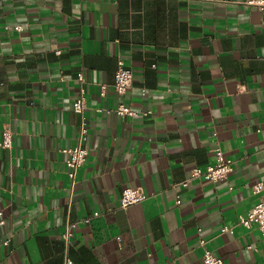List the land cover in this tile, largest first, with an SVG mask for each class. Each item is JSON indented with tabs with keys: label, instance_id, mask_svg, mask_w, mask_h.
<instances>
[{
	"label": "crops",
	"instance_id": "obj_1",
	"mask_svg": "<svg viewBox=\"0 0 264 264\" xmlns=\"http://www.w3.org/2000/svg\"><path fill=\"white\" fill-rule=\"evenodd\" d=\"M118 57L134 71L123 95ZM119 104L138 114L118 115ZM4 129L0 264H204L201 238L223 264H264L261 232L239 220L264 181V9L0 0V139ZM79 144L89 154L72 179L61 149ZM217 146L233 161L228 176L183 186ZM127 186L147 197L124 209Z\"/></svg>",
	"mask_w": 264,
	"mask_h": 264
},
{
	"label": "built area",
	"instance_id": "obj_2",
	"mask_svg": "<svg viewBox=\"0 0 264 264\" xmlns=\"http://www.w3.org/2000/svg\"><path fill=\"white\" fill-rule=\"evenodd\" d=\"M238 3L247 6L258 7L264 9V0H237ZM22 25H16L15 29L22 30ZM57 53H61L60 50ZM134 78V71L132 67L128 64L127 60L123 57H118L117 67L115 70V81L113 83L114 89L120 95L125 94L131 87ZM102 93H105L106 84H102ZM86 108V97L85 90L81 88L79 96L75 99L73 103V110L75 112L83 113ZM118 115H137L138 111L132 107L119 104L113 109ZM110 111V110H109ZM88 133V126L86 122L83 123L81 127V137L86 138ZM13 145L12 131L9 129H4L2 131V138L0 139V146L10 148ZM62 152L68 155L65 160L66 166L68 167V175L70 178L75 179L78 168L82 166L88 157L89 148L82 144L63 147ZM233 169V161L231 158L227 157L220 146L215 148V161L205 167L196 166L191 170L190 176L183 181L181 184L183 186H188L191 180L194 179H204L211 181H219L225 179L229 172ZM254 193L259 194V200L254 205L253 209L247 215H240V223L250 228L256 225L261 235L264 239V181H259L254 186ZM147 197L146 193L140 187L127 186L123 189L122 195L120 197V208H127L133 204L143 201ZM178 202H180L178 200ZM2 214V211H0ZM101 213L96 211L93 216H98ZM92 216H88L84 219L85 222H89ZM72 236L70 230L64 233V237L69 240ZM208 240L205 238L200 239V244L204 247L203 252V262L204 264H223L224 260L222 257L217 255L211 248L207 247ZM8 241L1 244L0 250L3 245L7 244ZM251 247V246H249ZM66 264H72V260L67 258Z\"/></svg>",
	"mask_w": 264,
	"mask_h": 264
},
{
	"label": "water",
	"instance_id": "obj_3",
	"mask_svg": "<svg viewBox=\"0 0 264 264\" xmlns=\"http://www.w3.org/2000/svg\"><path fill=\"white\" fill-rule=\"evenodd\" d=\"M224 1H237V0H224Z\"/></svg>",
	"mask_w": 264,
	"mask_h": 264
}]
</instances>
